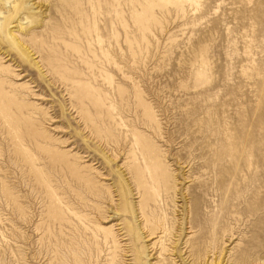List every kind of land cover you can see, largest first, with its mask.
Here are the masks:
<instances>
[{"label": "rangeland", "instance_id": "rangeland-1", "mask_svg": "<svg viewBox=\"0 0 264 264\" xmlns=\"http://www.w3.org/2000/svg\"><path fill=\"white\" fill-rule=\"evenodd\" d=\"M169 259L264 264V0H0V264Z\"/></svg>", "mask_w": 264, "mask_h": 264}, {"label": "bare ground", "instance_id": "bare-ground-1", "mask_svg": "<svg viewBox=\"0 0 264 264\" xmlns=\"http://www.w3.org/2000/svg\"><path fill=\"white\" fill-rule=\"evenodd\" d=\"M12 9H13V7H12ZM26 23V22H25ZM21 26V25H20ZM10 31V30H9ZM8 31V32H9ZM17 31V30H16ZM7 32V31H6ZM11 34V33H10ZM16 37V36H15ZM15 37H14V39H15ZM17 41V40H16ZM20 42H22V41H20ZM24 46V45H23ZM25 47V46H24ZM26 48V47H25ZM31 56V55H30ZM194 150V149H193ZM200 151V150H199ZM190 152V151H189ZM204 153V152H203ZM206 154V153H205ZM204 154V155H205ZM199 155V154H198ZM218 155V154H217ZM240 155V154H239ZM200 156H201V154H200ZM219 156V155H218ZM196 157H198V156H196ZM202 157V156H201ZM192 158V157H191ZM214 158V157H213ZM194 159V158H193ZM196 159V158H195ZM202 159V158H201ZM200 159V160H201ZM200 160H199V162H200ZM238 160V159H237ZM187 162V161H186ZM198 162V163H199ZM212 162V161H211ZM215 162V161H214ZM220 162H222V161H220ZM192 163V162H191ZM197 164V163H196ZM212 164H213V162H212ZM241 165H243V163L241 164ZM202 166V165H201ZM212 166V165H211ZM236 166H237V164H236ZM196 168H197V166H195ZM234 167H235V165H234ZM238 168V167H237ZM213 169V168H212ZM235 169V168H234ZM171 170V169H170ZM175 171V170H174ZM195 171V170H194ZM205 171V170H204ZM217 171V170H216ZM237 171V170H236ZM214 172V171H213ZM212 172V173H213ZM218 173V172H217ZM150 174H152L153 175V173H149V175ZM195 174H197V173H195ZM214 174V173H213ZM164 175V174H163ZM155 175V177L157 176V177H163V178H165L166 176L164 175ZM183 175V174H182ZM216 175V174H215ZM199 176V175H198ZM198 178V177H197ZM196 179V178H195ZM206 181V180H205ZM195 184V183H194ZM199 185V184H198ZM197 185H192L191 187H189V191H192V190H194V188L196 187ZM172 187H170V189H168V190H165L164 191V194H165V196L166 197H169V195H170V193H171V189ZM186 188V187H185ZM206 189V188H205ZM217 190V189H216ZM110 191V190H109ZM201 191V190H200ZM197 192V191H196ZM202 192V191H201ZM174 193H177V192H174ZM190 193V192H189ZM192 193H193V191H192ZM195 193V192H194ZM207 193V192H206ZM225 193H226V191H225ZM188 194V193H187ZM198 194V193H197ZM200 194V193H199ZM204 194V193H203ZM214 194V193H213ZM193 195V194H192ZM208 195V194H207ZM210 195H211V193H210ZM225 196V195H224ZM190 197V196H189ZM203 197V196H202ZM210 197V196H209ZM213 197V196H212ZM221 197V196H220ZM192 198V197H191ZM170 199V198H169ZM178 199V198H177ZM210 199H212V198H210ZM209 199V200H210ZM167 200V199H166ZM167 202V201H166ZM183 202V201H182ZM168 203V202H167ZM186 204V203H185ZM173 206H171V208H172ZM170 209V208H169ZM169 211V210H168ZM174 213V212H173ZM172 213V214H173ZM186 214H192V216L193 215H195V214H193V210H192V208H190V207H188V210L186 209V210H184V215H186ZM155 215V214H154ZM169 215V214H168ZM178 215V214H177ZM173 217V216H172ZM153 219H155V218H153ZM194 220V219H193ZM156 221V220H155ZM174 222V221H173ZM181 223V222H180ZM186 225V224H185ZM187 227V226H186ZM180 228V227H179ZM178 228V229H179ZM144 230V229H143ZM159 230H160V228H159ZM182 230H183V228H182ZM118 232V231H117ZM120 232V231H119ZM188 233V232H187ZM175 234V233H174ZM173 234V235H174ZM184 235V234H183ZM181 237V236H180ZM178 240V239H177ZM187 240V239H186ZM181 241V240H180ZM185 246H186V249H188V252L190 253V256H194L195 254H196V252H195V250L193 249V247L191 246V245H189V242H186L185 243ZM169 247V246H168ZM176 248V247H175ZM171 249V248H170ZM173 251V250H172ZM171 251V252H172ZM176 253V252H175ZM168 254V253H167ZM173 254V253H172ZM172 254H170V255H172ZM212 254V253H211ZM177 255V254H176ZM215 255V254H214ZM178 256H179V254H178ZM156 257V256H155ZM180 257V256H179ZM178 257V258H179ZM144 258V257H143ZM218 258V257H217ZM181 261V260H180ZM190 261V260H189ZM169 263H167V264H174V262L175 261H173V260H171V259H169V261H168ZM139 263H141V262H139ZM221 264V263H220Z\"/></svg>", "mask_w": 264, "mask_h": 264}]
</instances>
